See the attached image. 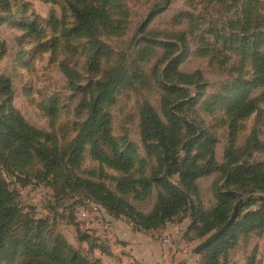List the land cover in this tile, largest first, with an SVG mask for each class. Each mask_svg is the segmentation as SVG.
<instances>
[{
	"label": "rangeland",
	"instance_id": "rangeland-1",
	"mask_svg": "<svg viewBox=\"0 0 264 264\" xmlns=\"http://www.w3.org/2000/svg\"><path fill=\"white\" fill-rule=\"evenodd\" d=\"M100 6L102 0H0V77L10 81L12 93L9 100L0 89V119L14 109L44 135L38 143L63 159L49 170L33 148L25 163L0 146V175L18 209L8 231V217L0 216V239L6 234L0 264L40 262L24 249L53 248L58 240L66 243L68 258L76 253L84 264H141L115 250L121 242L110 237L109 221L145 232L136 215H152L164 193L157 180L165 179L167 168L147 153L141 134L146 105L172 130L181 158L190 149L192 158L201 155L199 164L229 167L198 178L188 207L158 227V240L165 235L173 244L166 252L160 242L161 251L173 264H211L207 249L219 239L198 255L193 250L221 229L206 233V222L229 194L231 216L242 205L217 262L264 264V229L244 234L237 227L261 207L264 193L228 180L239 167L264 164V84L245 92L252 112L237 121L230 112L239 83L254 84L257 58L264 60V0H107L103 18L82 28L75 10ZM174 61L176 72L169 70ZM111 78L121 84L104 111L120 151L135 158L127 173L94 159L89 145L76 165L70 158L89 116L84 103ZM78 179L103 185L135 213L114 217L102 207L80 219L70 208L73 194L85 192ZM168 180L179 184L178 176Z\"/></svg>",
	"mask_w": 264,
	"mask_h": 264
},
{
	"label": "trees",
	"instance_id": "trees-1",
	"mask_svg": "<svg viewBox=\"0 0 264 264\" xmlns=\"http://www.w3.org/2000/svg\"><path fill=\"white\" fill-rule=\"evenodd\" d=\"M106 4L107 0H102V6L91 8L88 12L76 9L75 13L79 25L86 29L94 28V22L103 18ZM155 15L156 12L153 11L143 25V28L147 26ZM94 48L96 52L101 51V47L97 43H94ZM257 60L259 63L257 65L255 83L245 84L240 82L236 95L230 104V112L234 115L235 121L245 117L253 110L252 102L245 103L247 88L249 86L258 87L264 84V60L260 57ZM176 67L177 61H174L170 65L169 70L176 72ZM120 84L121 82L114 78L99 83L95 88L97 95L91 96L88 104L84 103V106L86 105L89 110V116L81 130L78 142L72 149L70 158L73 164L76 165L78 163L82 154V147L89 145L92 157L102 163L108 164L111 168L124 173L129 172L133 168L135 158L120 151L118 143L111 135V118L104 111L106 103L112 98ZM0 89L11 100L10 81L7 78L0 77ZM185 125L190 129L194 128V125L189 122H185ZM141 134L147 153L157 155L161 163L167 168L165 179L157 180V183L162 186L164 193L159 194L153 214L150 216L136 215L140 219L138 223L140 229L138 230L151 233L188 207L191 193L196 190L198 178L207 176L218 170H228L229 167L228 165L218 167L214 164L213 160L199 164L198 161L201 155L192 158L190 149L186 151L185 157L181 158L177 150L178 142L172 136V130L163 124L158 114L149 105L144 107L141 114ZM43 136L41 132L30 127L21 115L12 108L0 119V146L9 152V156L28 163L32 158L31 149L33 148L40 161L46 164V168L54 170L61 164L63 159L38 143L37 139ZM102 146L108 147L110 155L104 152ZM168 175L169 177L178 176L179 184L177 186L172 184L168 180ZM228 180L234 185H240L242 188L251 187L252 190L264 193V164L239 167L231 174L228 173ZM77 182L78 187L82 186L85 188V192H77L73 196L77 195L92 199L114 217L126 215L130 218L135 213L133 207L122 198L107 190L103 185L81 179H78ZM73 196L70 201H72ZM229 196V194L221 196V199H219V204L211 214L212 219L206 222V233L216 228H222L230 219ZM14 202V193L9 190L6 181L0 175V216L5 214V217H8L5 229L7 231L12 223V219L18 213ZM70 208L74 214V204L71 203ZM237 227L244 234L264 229V202L257 211L248 212ZM228 233L220 237L215 244L207 249V252H209L208 259L211 264H218V254L227 248L228 241H226V236ZM5 238L6 234L0 239V247ZM66 248V243L63 240H58L53 248L44 245V248L41 250H34L33 248L24 250L34 253L35 257L39 256L42 258L40 262L35 261L28 264H84L83 259L76 253L71 258H68Z\"/></svg>",
	"mask_w": 264,
	"mask_h": 264
},
{
	"label": "crops",
	"instance_id": "crops-1",
	"mask_svg": "<svg viewBox=\"0 0 264 264\" xmlns=\"http://www.w3.org/2000/svg\"><path fill=\"white\" fill-rule=\"evenodd\" d=\"M110 222V231L115 237V240L121 244H113L115 250L121 248V256L123 260L132 258L141 264H173L172 258L167 259V253L170 250H165L163 253L160 248V242L166 236L163 235L159 240L156 233H146L134 231L126 223L122 221L112 220ZM114 235V236H113ZM172 250V249H171Z\"/></svg>",
	"mask_w": 264,
	"mask_h": 264
},
{
	"label": "built area",
	"instance_id": "built-area-1",
	"mask_svg": "<svg viewBox=\"0 0 264 264\" xmlns=\"http://www.w3.org/2000/svg\"><path fill=\"white\" fill-rule=\"evenodd\" d=\"M71 203L74 204V213L82 220L90 218L91 209H93V211L102 209V206L96 204L92 199L77 195L73 196ZM161 242L165 250L172 249L173 244L169 237L163 238Z\"/></svg>",
	"mask_w": 264,
	"mask_h": 264
},
{
	"label": "water",
	"instance_id": "water-1",
	"mask_svg": "<svg viewBox=\"0 0 264 264\" xmlns=\"http://www.w3.org/2000/svg\"><path fill=\"white\" fill-rule=\"evenodd\" d=\"M242 205V202H240L234 209V212L231 216V218L228 220V222L221 228L219 229L216 233L208 237L204 242H202L200 245H198L194 250L193 254L198 255L204 250H206L209 246H211L216 240H218L229 228L230 226L234 223V221L237 218L238 211L240 206Z\"/></svg>",
	"mask_w": 264,
	"mask_h": 264
}]
</instances>
